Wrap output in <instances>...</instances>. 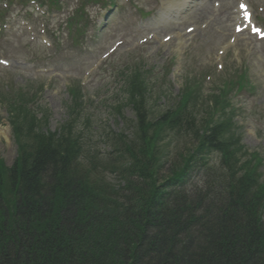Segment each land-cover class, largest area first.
Listing matches in <instances>:
<instances>
[{
    "label": "trees",
    "instance_id": "trees-1",
    "mask_svg": "<svg viewBox=\"0 0 264 264\" xmlns=\"http://www.w3.org/2000/svg\"><path fill=\"white\" fill-rule=\"evenodd\" d=\"M141 76L125 82L131 138L120 134L106 160L79 129V88L69 120L49 133L34 94H3L18 157L0 159V264H264L263 158L242 143L229 98L215 97L199 119L188 90L152 116ZM168 135L189 149L177 146L165 167Z\"/></svg>",
    "mask_w": 264,
    "mask_h": 264
},
{
    "label": "rangeland",
    "instance_id": "rangeland-1",
    "mask_svg": "<svg viewBox=\"0 0 264 264\" xmlns=\"http://www.w3.org/2000/svg\"><path fill=\"white\" fill-rule=\"evenodd\" d=\"M7 1L0 0L4 15L0 21V95L11 85L34 91L42 86L41 105L49 110L48 124H41L44 132H54L67 120L69 88L81 82L85 110L78 125L86 133L90 152L105 157L111 148L109 136L125 129L123 118L115 110L123 100L116 74L142 62L157 73L171 69L166 79L170 83L160 89L154 86L150 104L158 109L173 102L186 84L198 87L206 101L216 89L224 88L220 86L224 81L228 80L225 87L231 82L243 143L264 157V37L234 31L241 0H226L214 7L205 3L199 8L204 0H196L198 6L193 3L182 14L167 11L178 0H116L119 8L106 15L91 4L87 8L92 28L77 51L67 44V31L58 25L59 15L50 20L34 15L30 20L21 16L22 7ZM245 1L250 18L264 31V0ZM73 3L69 2L71 6ZM133 4L145 16L137 13ZM49 23L61 31L57 48L46 30ZM188 28L193 31L188 33ZM208 109L207 103H202L198 118L206 117ZM124 114L133 117L128 106ZM104 129H109L108 136ZM172 140L168 135L164 142L165 167L171 164L174 146L183 143L179 149H189L187 140L169 146ZM17 150L8 110L0 96V158L6 166L15 161Z\"/></svg>",
    "mask_w": 264,
    "mask_h": 264
},
{
    "label": "snow or ice",
    "instance_id": "snow-or-ice-1",
    "mask_svg": "<svg viewBox=\"0 0 264 264\" xmlns=\"http://www.w3.org/2000/svg\"><path fill=\"white\" fill-rule=\"evenodd\" d=\"M241 7L245 9V15H246V16H249L250 14L247 12V6L244 5V4H241ZM238 30H239V29H238ZM255 31L258 32V33L261 32L260 29H255Z\"/></svg>",
    "mask_w": 264,
    "mask_h": 264
},
{
    "label": "bare ground",
    "instance_id": "bare-ground-1",
    "mask_svg": "<svg viewBox=\"0 0 264 264\" xmlns=\"http://www.w3.org/2000/svg\"><path fill=\"white\" fill-rule=\"evenodd\" d=\"M221 1V0H220ZM186 1H183L180 5L184 4ZM180 5H177V6H180ZM172 6V5H171Z\"/></svg>",
    "mask_w": 264,
    "mask_h": 264
}]
</instances>
